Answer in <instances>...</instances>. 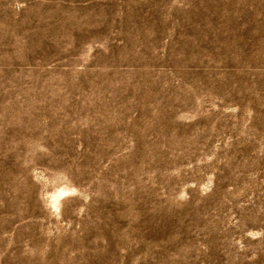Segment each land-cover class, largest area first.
I'll use <instances>...</instances> for the list:
<instances>
[{
  "label": "rangeland",
  "instance_id": "374dc122",
  "mask_svg": "<svg viewBox=\"0 0 264 264\" xmlns=\"http://www.w3.org/2000/svg\"><path fill=\"white\" fill-rule=\"evenodd\" d=\"M0 264H264V0H0Z\"/></svg>",
  "mask_w": 264,
  "mask_h": 264
}]
</instances>
